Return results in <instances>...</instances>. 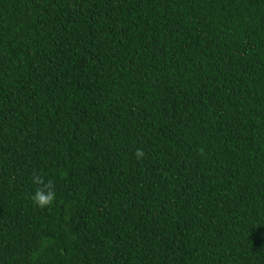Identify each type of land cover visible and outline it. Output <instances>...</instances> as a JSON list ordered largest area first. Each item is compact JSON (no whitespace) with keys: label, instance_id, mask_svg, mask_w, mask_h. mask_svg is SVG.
<instances>
[{"label":"trees","instance_id":"trees-1","mask_svg":"<svg viewBox=\"0 0 264 264\" xmlns=\"http://www.w3.org/2000/svg\"><path fill=\"white\" fill-rule=\"evenodd\" d=\"M0 264H264V0H0Z\"/></svg>","mask_w":264,"mask_h":264},{"label":"clouds","instance_id":"clouds-1","mask_svg":"<svg viewBox=\"0 0 264 264\" xmlns=\"http://www.w3.org/2000/svg\"><path fill=\"white\" fill-rule=\"evenodd\" d=\"M137 158L144 156L143 150H137L135 153ZM33 183L40 186L37 188L31 197L34 206L40 209H49L57 200L56 182L54 179L49 178L47 181L40 176H35Z\"/></svg>","mask_w":264,"mask_h":264}]
</instances>
